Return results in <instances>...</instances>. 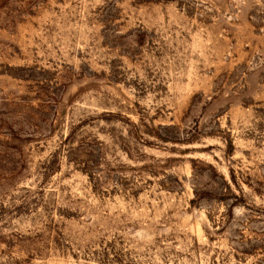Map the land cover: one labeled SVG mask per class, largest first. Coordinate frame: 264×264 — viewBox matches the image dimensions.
<instances>
[{"label":"rangeland","instance_id":"obj_1","mask_svg":"<svg viewBox=\"0 0 264 264\" xmlns=\"http://www.w3.org/2000/svg\"><path fill=\"white\" fill-rule=\"evenodd\" d=\"M0 264H264V0H0Z\"/></svg>","mask_w":264,"mask_h":264}]
</instances>
